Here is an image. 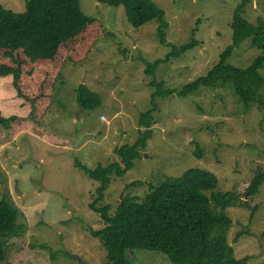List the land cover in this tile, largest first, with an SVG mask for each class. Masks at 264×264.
<instances>
[{"label": "rangeland", "instance_id": "374dc122", "mask_svg": "<svg viewBox=\"0 0 264 264\" xmlns=\"http://www.w3.org/2000/svg\"><path fill=\"white\" fill-rule=\"evenodd\" d=\"M31 1V16L38 22L63 28L79 19L78 12L94 21L56 49L57 38L0 20V66L19 74L15 83L0 77V116L17 117L12 131L0 126V200L9 202L17 216L9 236L0 238L6 248L0 264H107L103 245L88 232L103 227L89 207L99 184L75 163L88 169L121 163L117 150L135 143L140 116L151 107L147 65L194 38L197 46L160 65L154 78L166 89L180 90L206 76L231 45L232 17L242 0H154L165 12L170 47L160 43L158 20L134 28L124 7L97 0H77V6L74 0ZM26 3L0 0L15 13L25 12ZM244 17L254 25L264 23V0H249ZM259 57L264 52L248 39L228 64L247 69ZM260 75L264 80V65ZM81 85L101 96V107L79 108L75 91ZM261 92L264 96V87ZM155 101L159 111L146 152L126 176L112 177L105 193L103 203L112 212L125 196L143 199L150 184L187 170L212 172L219 180L217 191L239 195L264 171V109L258 105L244 106L227 87ZM246 199L251 208L227 210L233 221L228 242L235 259L264 264V184ZM129 259L171 264L155 252L134 251Z\"/></svg>", "mask_w": 264, "mask_h": 264}, {"label": "trees", "instance_id": "16d2710c", "mask_svg": "<svg viewBox=\"0 0 264 264\" xmlns=\"http://www.w3.org/2000/svg\"><path fill=\"white\" fill-rule=\"evenodd\" d=\"M112 7H124L129 23L139 28L148 22L158 20L159 40L162 46L170 47L166 38L165 12L154 0H97ZM77 6V0H74ZM249 0H242L232 17V42L223 51L219 63L206 76L196 79L192 84L180 90L166 89L164 81L158 82L155 75L162 64H169L191 52L197 41L192 40L180 48H172L165 60L155 65H147L145 74L152 80L149 88L153 90L151 107L140 116L138 137L133 145H124L117 150L121 163L110 166H98L88 169L75 163L99 187L96 188L89 204L90 209L101 218L103 227L99 230L89 229V235L103 245L107 254V264H132L129 254L134 251L155 252L164 256L171 264H250V257L235 259V252L228 242V233L233 221L228 215L229 208H251L249 198H254L264 184V171L253 177L245 194L231 191H217L219 180L208 171L187 170L178 178H169L158 185H149V192L143 198L125 196L117 209L112 212L105 205V193L114 176L124 177L133 169L136 161L148 148L154 135L155 114L159 106L155 99L177 95L188 98L200 88H229L234 91L244 106L258 105L264 109V96L261 89L264 80L260 70L264 57H259L247 69H239L228 64L233 53L242 43L251 39L252 48L264 52V23H250L245 17V7ZM32 1L27 0L26 11L15 13L0 4V20L16 28H26L37 36L57 38L56 49L74 37L94 18L78 12L79 19L68 26L60 27L51 22H38L31 16ZM79 11V10H78ZM194 36V32H192ZM17 71L0 66V77H13L18 81ZM76 102L84 111H95L102 105V98L95 92L81 85L76 91ZM24 97L23 95H19ZM16 120L14 116H0V126L9 129ZM195 156L200 159L201 152ZM138 185L132 183L130 186ZM253 216V215H252ZM16 212L6 200H0V238H7L16 219ZM242 235V233H241ZM6 258V248L0 242V263Z\"/></svg>", "mask_w": 264, "mask_h": 264}, {"label": "built area", "instance_id": "2783aa9c", "mask_svg": "<svg viewBox=\"0 0 264 264\" xmlns=\"http://www.w3.org/2000/svg\"><path fill=\"white\" fill-rule=\"evenodd\" d=\"M100 119H101V121H102V122L108 123V121H107V119H106V117H105V116H101V118H100Z\"/></svg>", "mask_w": 264, "mask_h": 264}, {"label": "crops", "instance_id": "0c3cea01", "mask_svg": "<svg viewBox=\"0 0 264 264\" xmlns=\"http://www.w3.org/2000/svg\"><path fill=\"white\" fill-rule=\"evenodd\" d=\"M17 78H18V80H19V74H17ZM10 78H12V80H13V77H10ZM77 103V102H76ZM63 106V105H62ZM64 107V106H63ZM103 115V114H102ZM105 115V114H104ZM16 119H17V117H16ZM16 121V120H15ZM11 131H12V129H11V126H10V128H9ZM14 165V164H13Z\"/></svg>", "mask_w": 264, "mask_h": 264}, {"label": "water", "instance_id": "95a60500", "mask_svg": "<svg viewBox=\"0 0 264 264\" xmlns=\"http://www.w3.org/2000/svg\"><path fill=\"white\" fill-rule=\"evenodd\" d=\"M81 110H82V108H81Z\"/></svg>", "mask_w": 264, "mask_h": 264}]
</instances>
